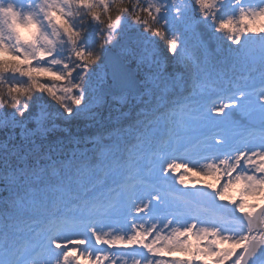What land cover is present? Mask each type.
I'll return each mask as SVG.
<instances>
[{
    "label": "snow or ice",
    "instance_id": "6c2138e0",
    "mask_svg": "<svg viewBox=\"0 0 264 264\" xmlns=\"http://www.w3.org/2000/svg\"><path fill=\"white\" fill-rule=\"evenodd\" d=\"M0 55V264H264V0H0Z\"/></svg>",
    "mask_w": 264,
    "mask_h": 264
},
{
    "label": "trees",
    "instance_id": "16d2710c",
    "mask_svg": "<svg viewBox=\"0 0 264 264\" xmlns=\"http://www.w3.org/2000/svg\"><path fill=\"white\" fill-rule=\"evenodd\" d=\"M12 2L15 4V0H12ZM114 14L115 13H113V15ZM226 42L227 41L224 40L223 36L217 35L216 43L218 44V46L222 47V50L225 49ZM95 43H97V42L95 40H93L91 42V46L94 47ZM100 43L102 44L103 41H101ZM190 46L192 48L193 55L195 57H197L198 59H202L203 58V54H202V52H200L198 50L197 45L194 46L193 44H191ZM163 47H164V44L161 43V48H163ZM98 49H99V46H98ZM168 55L170 56L171 54H168ZM213 62L217 63L218 67H222L223 66L222 68L226 72L230 68V65H227V66H224L226 64L220 65L219 61H215L214 59H213ZM132 64H134V63H132ZM146 68H147V66H145L143 71L140 73V77L141 78H143L144 73L148 71V68L147 69ZM174 70L175 71H181L182 68H178L176 65H171V64L168 65V71L169 72H173ZM160 86L163 87V84H161ZM144 87L153 88L154 85L151 82H148L146 85H144ZM45 99H48V97H45ZM127 99L128 98H125L124 101L122 102L119 98L113 99V97H111V98L107 99V103L102 108H99L98 111H100L102 115H108L109 112H111V115L113 116V118H115L117 115H119V112H117L116 109H119L120 111H128L129 110V105L127 103ZM132 103L134 104L135 101L133 100ZM57 107H58V105H57ZM56 123L60 126V128L66 127V125L62 121L57 120ZM90 125H91V121H88V120H76V121H73V123L69 127V130H70V132L73 135H77V136H81V137L82 136H90V135L95 134L96 131H97V128L91 127ZM28 127L30 129H34L35 128V123L34 122L30 123L28 125ZM65 135H66L65 133L57 131L55 133H49L48 134V139H52L54 136H56V137H64ZM19 136H20V130L16 129V137H17V139H19ZM6 139H7V136H6L5 130L4 129H0V142L5 141ZM68 147H72V145H68ZM89 147H90V145H89Z\"/></svg>",
    "mask_w": 264,
    "mask_h": 264
},
{
    "label": "rangeland",
    "instance_id": "374dc122",
    "mask_svg": "<svg viewBox=\"0 0 264 264\" xmlns=\"http://www.w3.org/2000/svg\"><path fill=\"white\" fill-rule=\"evenodd\" d=\"M20 3H22V0H20ZM24 3H25V6H27V0H24ZM232 14L233 15L235 14L234 13V10H233V13ZM21 35L24 36L25 39H27L31 35V33L27 29H22L21 30ZM215 39L217 41V36L215 37ZM191 44H193L194 46L197 45V41L195 40V38H193L192 40H190V45ZM120 46L118 47V54H119V48H120ZM227 47H228L227 42H226V47H225L224 50H222V47L219 46L218 51L221 54V58L218 61H221L223 59L224 55L227 52ZM0 58H3V59H11L10 57L2 56V55H0ZM133 63L134 64H132L131 66L134 68L135 67V62L133 61ZM224 66H227V64L224 65ZM143 88H144V86H142V90L141 91H143ZM175 179H176V175H175ZM192 179H196V178L193 177ZM209 183H214V181L211 178H209V179H207V180L204 181V184H209ZM173 186L176 187V188H180L183 191H188V192H191V191L194 190L193 187H192V185H191V183H189V185L187 186V188H185L182 185L175 184V182H174ZM196 187L199 188V187H201V185H196ZM229 195L231 197H236L237 196V191L234 189V190H232L229 193ZM247 202H248V204H256V203H259L260 201H258L256 199H253V198H249ZM221 247L227 248L228 245H226V244L225 245H221ZM109 251H114V250H109ZM128 251L131 252V249H129ZM126 259L128 260L129 264H131V256L126 257ZM159 259H164V260H170V259H185V255H184V253H181V252H173L171 256H164V257H160ZM105 264H108V262H105ZM118 264H119V262H118Z\"/></svg>",
    "mask_w": 264,
    "mask_h": 264
},
{
    "label": "water",
    "instance_id": "95a60500",
    "mask_svg": "<svg viewBox=\"0 0 264 264\" xmlns=\"http://www.w3.org/2000/svg\"><path fill=\"white\" fill-rule=\"evenodd\" d=\"M119 43L122 44V41L121 40H117L116 41V44L114 46L110 47L108 49V51L105 53V57H111L114 60H118L119 59V55L117 53V49H118ZM209 52H210V55L212 57H214L215 59H218L220 57V55L216 51V44H215V42L210 46ZM102 59H104V58H102ZM109 97H111V96H109ZM109 97H107V98H109ZM169 182H172V183L174 182V177L173 176L171 177V179L169 180Z\"/></svg>",
    "mask_w": 264,
    "mask_h": 264
}]
</instances>
